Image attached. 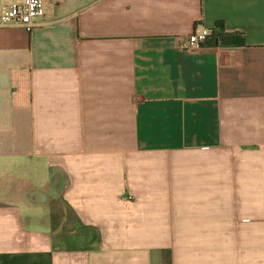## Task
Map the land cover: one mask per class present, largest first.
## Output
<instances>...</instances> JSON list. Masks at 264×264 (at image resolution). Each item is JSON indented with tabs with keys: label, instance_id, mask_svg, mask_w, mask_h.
<instances>
[{
	"label": "crops",
	"instance_id": "obj_1",
	"mask_svg": "<svg viewBox=\"0 0 264 264\" xmlns=\"http://www.w3.org/2000/svg\"><path fill=\"white\" fill-rule=\"evenodd\" d=\"M0 264H264V0L0 24Z\"/></svg>",
	"mask_w": 264,
	"mask_h": 264
},
{
	"label": "built area",
	"instance_id": "obj_2",
	"mask_svg": "<svg viewBox=\"0 0 264 264\" xmlns=\"http://www.w3.org/2000/svg\"><path fill=\"white\" fill-rule=\"evenodd\" d=\"M45 0H16L9 3L1 17L2 26L18 25L27 30L35 29L44 18ZM209 34L208 29L193 34L189 39L190 46L201 47L200 43Z\"/></svg>",
	"mask_w": 264,
	"mask_h": 264
},
{
	"label": "trees",
	"instance_id": "obj_3",
	"mask_svg": "<svg viewBox=\"0 0 264 264\" xmlns=\"http://www.w3.org/2000/svg\"><path fill=\"white\" fill-rule=\"evenodd\" d=\"M244 35L242 33H227L222 22L218 21L215 27L209 30V34L201 41V47L217 46H242L244 45Z\"/></svg>",
	"mask_w": 264,
	"mask_h": 264
}]
</instances>
